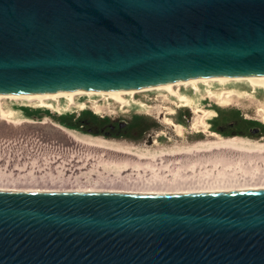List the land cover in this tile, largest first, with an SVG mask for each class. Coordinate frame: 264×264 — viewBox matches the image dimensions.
<instances>
[{
	"label": "water",
	"instance_id": "water-1",
	"mask_svg": "<svg viewBox=\"0 0 264 264\" xmlns=\"http://www.w3.org/2000/svg\"><path fill=\"white\" fill-rule=\"evenodd\" d=\"M255 75L264 0H0V94ZM0 264H264V190L0 191Z\"/></svg>",
	"mask_w": 264,
	"mask_h": 264
},
{
	"label": "bare ground",
	"instance_id": "bare-ground-1",
	"mask_svg": "<svg viewBox=\"0 0 264 264\" xmlns=\"http://www.w3.org/2000/svg\"><path fill=\"white\" fill-rule=\"evenodd\" d=\"M233 81H246L249 86L254 88L255 92L258 89L259 93L264 95V75H255L194 78L130 90H76L75 92L64 91L34 95L0 94V100L50 98L57 101L62 95L67 97L69 105H74L75 95H84L94 104L100 100L107 102L112 100L116 104L138 109L146 106L142 101L136 99L138 93H165L167 95H161H164L166 99L167 96H170L171 101L174 100L176 103V109L187 108L196 111L197 118L194 128L197 130L198 123L200 126L206 127V121H203V118L209 112L198 108L195 98L202 96L205 92L212 91L214 83L226 85ZM203 85L206 88H203ZM233 89L224 91L227 98L223 94L217 98L225 103L224 98L230 99L235 95L236 90ZM94 104V111L99 114L100 107L94 106ZM57 106L56 108L62 111L61 106ZM79 107H83L82 111H84L86 103H81ZM202 116L204 117L200 119ZM165 121L172 127L175 125L169 118ZM181 130V127L178 126L176 131L181 132ZM211 135L215 136L216 133ZM237 139L215 146L211 150L193 149L194 151L165 153L160 157H146L119 147L93 141H82L70 130L51 122L36 123L28 120L20 122L3 115L0 116V155L8 161L10 157H21L23 160L27 158V161L21 160L22 162L19 161L17 164H28L24 167L25 169L31 168V173L18 172L17 175L25 179L19 183L0 181V191H93L148 196L264 190V149L240 146ZM37 140L41 143H36L38 148L37 145L34 146V142ZM13 149L15 151H11ZM24 152L26 153L24 154ZM35 163L41 165L40 168H33L32 165ZM1 176L5 177L6 175Z\"/></svg>",
	"mask_w": 264,
	"mask_h": 264
},
{
	"label": "rangeland",
	"instance_id": "rangeland-1",
	"mask_svg": "<svg viewBox=\"0 0 264 264\" xmlns=\"http://www.w3.org/2000/svg\"><path fill=\"white\" fill-rule=\"evenodd\" d=\"M202 87L206 88L205 85ZM212 88V91L205 92L202 96H197L195 98L196 106L209 112L208 115L200 118L202 119L204 117L203 121H206V127L204 128L200 126L199 123L197 124V130L206 129L209 134L208 138L206 140L204 139L205 142L202 140V143H198L199 141L194 140L186 144L177 137L173 138V135L180 133L176 131L179 126V121L177 120L183 121V119L187 116L191 117V127L193 125L191 132H194V125L196 123L195 119L197 118L196 111L187 108L176 109V103L174 100L171 101L170 96H167L168 98L166 99L164 95H161L165 93L158 92H151L147 94L138 93L136 95V99L146 104L145 107L138 109L126 105L122 106L118 103L116 104V102H113L112 100L109 102L106 100H100L96 102L97 104H94L89 101L90 99L87 96L84 95H75L74 105H69L67 97L62 95L57 101L50 98L36 100L2 99L0 100V116L5 115L11 120L20 122L23 120L33 121L36 123L51 122L70 130V132L75 134L77 138L82 141H93L107 146L109 145L116 148L119 147L146 157H160L165 153H179L181 151H194L202 149L211 150L215 146L227 144V142L235 138H238L237 143L240 146L259 150L264 149V135L252 136L249 133V130L254 126L264 127V95L261 92L259 93L258 89H256L257 91L255 92L254 88L249 86L246 81H233L226 85H219L217 82L213 84ZM228 89H233L235 91V95L230 99H226L227 94H224V91ZM221 94L226 97L224 98L226 100L225 103L217 98ZM81 103H86L84 111H82L83 107H79ZM93 104L94 106L98 105L100 107L99 114L95 113ZM57 105L61 106L62 111H59L56 108L58 107ZM168 118L173 120V123L175 124L173 127L166 124L165 120ZM139 120L146 121L150 125L149 132L152 133L153 131H156L157 134L159 133L163 136V141L156 142L151 145L146 143L145 145L144 141L137 138L135 133L136 131L134 129H131L128 132H123L125 133H122L123 136H118L117 134L106 135V132H110V124H114L116 126V130L119 131L122 130V128L118 127L117 122L128 121L130 124H135ZM231 122H234L235 126L232 128L228 127L223 134H219V127L228 126ZM179 127L182 128V126ZM261 129L264 132V128ZM185 130L190 129L186 127ZM215 132V136H210V134ZM169 137H172L171 141H166V138L168 139ZM36 143L41 144L37 140L34 142V146L37 145ZM11 151L15 150L13 149ZM25 153L26 152H24V154ZM25 156L28 157L27 155ZM21 160H23L21 157H10V160L8 161L4 160V157L0 155V181L19 183L25 180L20 178L17 173H31V168L25 169L24 166H27L28 164H17ZM23 161H27V158ZM40 166L41 165H38L37 163L32 165L33 168H40ZM44 166L49 167L47 165ZM1 175L6 176L3 177Z\"/></svg>",
	"mask_w": 264,
	"mask_h": 264
},
{
	"label": "flooded vegetation",
	"instance_id": "flooded-vegetation-1",
	"mask_svg": "<svg viewBox=\"0 0 264 264\" xmlns=\"http://www.w3.org/2000/svg\"><path fill=\"white\" fill-rule=\"evenodd\" d=\"M177 121H179V123H178L179 126H182L181 129H183V128L184 129H183V131L181 130V132L179 134L173 135V138L177 137L178 139H181V141L183 143H186V144L190 143L194 140L199 141L198 143H202L204 141V139L206 140L208 138L209 134H208V132H205L206 130L203 131L200 129V130H194V132H191V128L193 127V125L191 127V117L187 116L183 119V121L182 120H177ZM117 123H118V127L122 128V130L117 131L116 126L114 124H110V126H109L110 132H106L107 136L110 134H113V135L117 134L118 136H123V134H125L123 132H128L131 129H134L136 132L135 131H133V132L136 133L137 138L140 139L141 141H144L145 145H146V143L151 145V144H155L156 142L163 141V136H161L159 133L157 134L156 131H153L152 133L149 132L150 125L144 120H139L135 124H130V122H128V121H125V122L120 121ZM234 126H235L234 122H231L228 124V126L219 127V129H218L219 134H223L225 132L226 128L228 129V127L232 128ZM186 127H188L190 130H185ZM261 128H264V127L254 126L249 130V133L252 136L264 135V132ZM90 132H91V130H90ZM210 136H211V134H210ZM171 139H172V137L171 138L169 137L168 139L166 138V141H171Z\"/></svg>",
	"mask_w": 264,
	"mask_h": 264
}]
</instances>
